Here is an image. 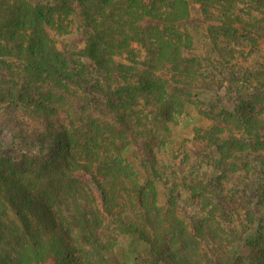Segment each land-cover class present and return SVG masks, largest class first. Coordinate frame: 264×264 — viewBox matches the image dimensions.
Here are the masks:
<instances>
[{
  "label": "trees",
  "instance_id": "trees-1",
  "mask_svg": "<svg viewBox=\"0 0 264 264\" xmlns=\"http://www.w3.org/2000/svg\"><path fill=\"white\" fill-rule=\"evenodd\" d=\"M263 49L264 0H0V264H264Z\"/></svg>",
  "mask_w": 264,
  "mask_h": 264
},
{
  "label": "rangeland",
  "instance_id": "rangeland-1",
  "mask_svg": "<svg viewBox=\"0 0 264 264\" xmlns=\"http://www.w3.org/2000/svg\"><path fill=\"white\" fill-rule=\"evenodd\" d=\"M262 53H264V49L262 50ZM212 106L216 107V103L215 104L213 103ZM202 109L201 111H206V113L210 112V110L207 107H203ZM216 112H217V109H215L214 113ZM200 115H204L203 119L200 118ZM205 117L207 116L203 114V112L199 114L198 110L193 109V108H187V110H185V114H182L180 117L176 119V121L172 125V129L174 133L172 134V137H171L172 142L176 144V145L174 144V148H175L174 151L178 149L179 144H185L186 146L187 142H189L191 138L193 139V136H192L193 129H195L196 127L205 126V125H206L205 127H207L208 122H205L206 121ZM172 151L170 152L171 154L174 153V151L173 152ZM207 156H208L207 154L206 155L205 154L198 155L197 153L196 155L191 154L189 161L187 162L185 167H183L184 170H182V174H179L177 176L178 182L182 180V177H186L187 179L192 180V177H190V175L191 174L193 175L196 172H198L199 173L198 175L201 176L203 171H205V167L209 165V163L207 162V159H208ZM178 161H181V159L179 158ZM177 173H179V167L177 169ZM250 177L256 178L254 179L256 180L255 181L256 183H259L260 181H262V183L264 184V168L262 169V172L260 173V175H257V176L253 175ZM187 200L189 201V199ZM188 203L190 204V201ZM101 235L104 236V238L108 237L109 235H112L110 226L106 227V229L103 231V233H101ZM125 238H126L125 240L121 241L122 248H120L121 251L124 252L125 257L127 258V262L125 264H162L161 262L163 261L162 258H164V254H163V251L159 247L153 246L151 247L150 250L148 249L144 251H142V248H141V253H144V257H137V255L133 254L134 244H131V238H128V237H125ZM105 239L109 240V238H105ZM116 244H117L116 241L110 240V242H108L107 248L115 251ZM240 256L248 264H258L260 260L259 257L253 256L252 254L249 253V251H245V250L240 254ZM89 257L91 260L89 264H103L99 258L94 257V256H89ZM74 258H75V261H74L75 264H85L83 261V258H87V257L84 255L75 254ZM139 258H141L142 260H139ZM234 258L237 259V256H235ZM254 258L257 261H253ZM106 259H107L106 264H114L110 256H106ZM41 264H56V262H55V259L52 257H45L44 263H41ZM164 264H171V263H169L168 260H166Z\"/></svg>",
  "mask_w": 264,
  "mask_h": 264
}]
</instances>
